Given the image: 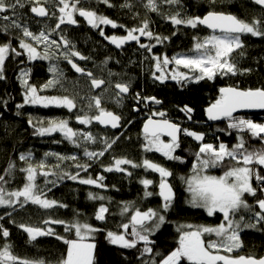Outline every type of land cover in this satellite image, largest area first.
Here are the masks:
<instances>
[{
	"label": "snow or ice",
	"instance_id": "snow-or-ice-1",
	"mask_svg": "<svg viewBox=\"0 0 264 264\" xmlns=\"http://www.w3.org/2000/svg\"><path fill=\"white\" fill-rule=\"evenodd\" d=\"M100 3L108 7H115L111 0H99ZM163 3L181 6L182 0H163ZM216 0H209L210 5H215ZM252 3L260 6L264 10V0H252ZM55 6L60 15L57 16L55 11H50L47 5ZM29 7L31 13L38 17H56V29H60L61 25L70 24L77 25L78 20L75 18L78 14L83 17L87 24L92 28H101V25H110L112 28L124 27L106 15L100 14L95 10L82 6V0H0V21L4 23L0 25V32L7 34L12 30H19L18 47L23 51H18L13 47L11 40L0 43V81L6 80L5 62L10 55L21 56L27 53V58L30 61L48 60L51 58L49 48L60 44L56 40L50 39L51 33L46 34L45 31L35 33L29 29L23 21V17L18 12V9ZM121 7H131L130 4H122ZM150 11L158 12L159 5L157 0H147L145 5ZM166 19L174 25H185L193 29L198 26H205L212 30V34L200 39L195 37L193 48L194 55L178 53L169 58L167 55L163 57L154 56L155 68L160 75L153 73L156 80L163 82L165 79H172L178 83L184 82H199L205 78L214 80L218 74L220 75H236L238 72H250L251 69L241 70L237 66L232 53L237 49H243L244 43L242 36L250 34L253 37H264V20L253 18L251 21L241 19L237 15L217 11L214 8L207 11L203 16L182 14L181 11L169 14ZM138 33V35L136 34ZM100 35L104 39L109 40L117 48L122 47L130 41L140 42L143 36L149 39H155L157 43H163L169 37H161L149 30V21L147 19L141 22V25L136 28L127 29V34L124 36H105L103 30ZM63 46L67 49L63 53V58L77 72L86 74L91 79L93 88H101L106 83L103 79H97L93 73L80 67L74 57L80 60H87L90 57L75 51V45L65 36H61ZM44 45V51L39 50V46ZM140 48L151 52L154 45L139 43ZM243 56V51L239 52ZM171 63L177 66V70L173 71L171 76L165 74V67ZM188 69V72L179 71V67ZM49 72L53 73V78L47 80L39 87L30 82L31 70H21L17 79L20 81L23 89V103L17 104V109H22L25 105H39L42 107H60L66 108L69 111L77 109L78 104L75 97L68 95H42L51 88H55L60 84V76L62 73L56 66L49 68ZM191 73L192 75H190ZM116 102L119 104L122 101L123 94L130 91L129 83H116ZM134 99L137 102L151 101L155 104L163 103L156 97H141L140 93H136ZM8 100L0 98V106L7 107ZM88 109H95V114L89 115L81 108L82 115H77L76 120L82 125H89L93 121L99 122L102 125L111 126L112 128L120 127L122 117L107 110L102 106V94L92 96L88 100ZM241 109H264V87L241 89L239 86H227L219 89V98L206 109V114L209 120L217 121L227 119L229 121L227 127L236 129L239 133H247L251 139L257 140L264 145V123H257L252 119L237 117L234 115ZM139 110V109H135ZM187 119H192L194 109L188 105L179 108ZM19 115V111L16 113ZM2 115V113H0ZM163 119H149L143 125L144 140L146 143L142 145L146 152L161 153L169 161L186 162L183 157L176 154L181 147L179 136L181 133L200 142L198 150L194 153L195 162L191 167V174L187 177H180L186 185V191L190 194L188 203L191 207L204 209L208 216H214L217 213L222 214V221L215 226L208 225H193L180 224L176 231L179 233L176 246L166 255L154 251L155 240L151 239L156 233L161 231L167 221V212L172 208L176 199V193L172 184L169 182L173 172L161 165L153 162L150 159H143L141 163H136L127 158H113L114 163L105 167L106 172H125L128 176L132 173L123 165H131L133 168H144L159 174L158 192L149 191L150 186L154 184L151 179H142L140 183L144 186L145 198L153 195H158L162 198V205L159 209L148 208L142 211L136 207L133 202H122L123 206L120 210L121 216L129 212L132 214L128 217V222H121L117 225L116 230H107L106 239L109 244L122 249H137L138 244L144 245L140 251V256L148 255L151 259L144 260L143 264H264V256L257 257L255 255H236L232 253L243 247L241 233L245 229H257L264 232V146L255 148L246 146L247 141L241 135L238 142L229 147V145L221 142L218 145L212 143H204L205 134L196 132L187 128H181L179 123L172 122L165 118V111H158L152 114ZM28 124L34 128V135L48 136L53 133H61L65 139L80 147V140L85 142L96 143L97 138L89 132H81L74 130L69 126L68 119H49L37 120L35 123L30 117ZM231 134V133H229ZM163 136L170 137L167 142L162 139ZM119 137L113 139L104 138L102 143L103 149L99 151H89L84 149V155L89 160H96L103 157L105 152L112 148ZM55 155L58 161L72 160L77 161V157L62 156L57 153H45V156ZM32 153H21L19 160L28 164L26 168H20L19 171L26 174V182L22 188L8 191L4 185L8 183L5 177L11 178L16 171L15 161H11L4 174L0 175V207L13 208L19 205L23 208L27 204H35L43 209H53L56 207L67 208L68 205L61 203L56 199H50L47 192L52 189L48 185L56 186L58 181L70 179L78 181L83 185H93L97 188H107L103 183L104 175H98L96 178L88 176L83 178L80 176V171L75 174L70 172H53L46 170L47 165L40 162L37 165L30 163ZM259 167H256V166ZM56 167H59L57 165ZM77 169L87 171L91 167L90 163H76ZM224 168L222 175H212L210 169ZM38 176L45 178L44 187L37 184ZM54 176L55 179L49 180L48 177ZM253 181L256 182L255 186ZM255 198V205L249 204L245 196ZM90 200L104 201L109 199L103 195L88 193ZM258 206V211L254 210ZM246 210L252 213L251 218L245 221V217L241 215L237 219V214L241 210ZM109 214V208L106 204L101 203L95 212L94 218L97 221L104 222ZM11 217V212L6 213ZM81 214L77 213L75 219L65 221L60 219L49 218L43 223L49 227H40L25 223L17 225L29 237L30 241H36L39 237L55 236L61 240L66 246V252L61 255L57 264H97V243L95 240L96 234L105 229L99 228L87 220L79 219ZM4 217L0 216V220ZM15 223V221H11ZM64 225V231L71 233V238L59 235L50 225ZM131 229V230H130ZM0 235L7 238L10 236V231L0 224ZM215 236L216 239H211ZM206 237H208L206 239ZM160 256L159 260L155 257ZM0 264H45L43 260H29L15 255L12 251V245L9 243L3 244L0 247Z\"/></svg>",
	"mask_w": 264,
	"mask_h": 264
},
{
	"label": "trees",
	"instance_id": "trees-1",
	"mask_svg": "<svg viewBox=\"0 0 264 264\" xmlns=\"http://www.w3.org/2000/svg\"><path fill=\"white\" fill-rule=\"evenodd\" d=\"M111 3L115 7H108L100 3L99 0H82V6L108 16L119 25H123L124 27L122 28H136L141 25L143 20L147 19L149 21V30L161 37H169L163 43H157L155 39L147 38V44L154 45V47H152L151 52L146 51L144 56H147L145 58L144 56L141 57L140 54L137 57L134 53H128L126 48H123V54L116 52L117 64L116 62L115 65L111 64L113 71L116 70L121 75L123 74L126 76L125 81L132 83L133 92L140 91L143 97L154 96L163 103L158 105L152 102L150 105L145 106L144 101L137 102L133 98L132 100L129 99L126 101L122 109L113 106H103L107 110L115 112L122 117L123 129L119 132L108 131L98 127L94 123V128L112 135L118 134L119 139L111 149L105 152L103 157L90 162L91 167L86 172L83 171L80 176L83 178H87L88 176L96 178L102 174L105 177L103 183L107 185V188H97L93 185H83L78 181L64 179L63 181H58L56 186L48 185L52 190L47 192V196L50 199H56L68 205L67 208L56 207L53 209H43L38 205L29 203L23 208L17 205L15 209H0V216L4 217L3 220H0V224H3L10 231V236L7 238L0 235V247L5 243L11 244L13 253L21 258L36 261L43 260L45 264H57L61 255L66 252L67 246L55 236H44L39 237L36 241H30L28 235L17 225L25 223L46 228L49 225H45L43 221L50 217L71 221L77 218V213H80L79 219L87 220L89 223L105 229V231L97 233L95 237L97 243V264H143L144 260L151 259L148 255H144L141 258L140 251L137 249H143L144 245L142 243L138 244L137 249H122L109 244L106 239V231L116 230L117 225L121 222H128V217L132 212L121 216L120 210L123 206L122 202H133L142 211L148 208L159 209L161 207L163 203L162 198L158 195L145 198V188L140 183L142 179H151L154 181V184L148 190L154 193L158 192L159 174L151 170H145L142 167L133 168L131 165H123V167L132 173L131 176H128L125 172L104 171L105 167L114 163V157L127 158L136 163H141L143 159L147 158L153 162L160 163L173 172V176L168 179L176 192V199L172 208L167 212L168 222L163 226L161 231L151 237V239L155 240L154 251L161 253V255H166L176 246L179 237L176 228L180 224L215 226L222 221V214L220 213L210 217L204 209L191 207L188 203L190 194L186 191V185L180 179V177H187L191 174V167L195 162L194 153L198 150L200 142L188 136L181 137V147L177 150L176 154L184 158L186 161L184 163L169 161L161 153L155 151H144L142 145L146 141L144 140L142 125L148 119L146 114L150 113V109L159 107L160 111L166 112L167 115L165 118L179 123L189 130L204 133V143L218 145L223 142L231 147L243 135L247 141L246 146L255 148L264 146L259 141L251 139L247 133H239L236 129H229L227 127L229 123L227 119L213 123H208L205 119V110L219 98V89L221 87L239 86L241 89L264 87V37H253L250 34L244 35L242 36L244 48L237 49L232 53L238 68L241 70L251 69L250 72L241 71L236 75L218 74L214 80L205 78L199 82L184 83H178L170 78L161 82L153 76V73L158 75L153 59L154 56L163 57L167 55L171 58L178 53L185 54L191 52L196 42L195 37L202 39L210 34L208 30L200 26L193 29L185 25H174L170 20L166 19L169 14L181 11L182 14L203 16L207 11L214 8L217 11L235 14L239 18L248 21H251L253 18L264 20V10L260 6L252 3V0H216L215 5H210L209 0H182L181 7L163 3V0H157L159 10L158 12H152L145 7L147 0H111ZM125 3L130 4L131 7H121ZM47 6L50 11H55L57 16L60 15L55 6L51 4ZM18 12L31 31L35 33L40 31L35 26V23L41 20L35 19L29 7L26 6L24 9H18ZM75 18L78 20L76 26L70 27L64 25L65 27H62L68 30V38H66L76 45L75 48L79 49L80 47L85 52V56L87 54L91 56V50L95 47L98 50L97 55L94 56L97 61L109 59L111 54L107 48L109 46V40L104 39L99 32H93V30L87 29L84 26V21H82L78 14ZM51 19L55 20L53 24L55 26L58 22L56 17L52 16ZM4 23L7 22L0 21V25ZM106 27L107 30L106 28L105 30L110 35V28L109 26ZM83 29L86 32H83L82 37L80 31ZM54 34V40L60 42L62 46L59 38L61 36L56 30ZM118 34L123 35V32ZM19 35V30H12L7 34L0 32V43H4L7 39H10L13 47H16L18 51H23L18 47L19 41L16 37ZM80 43L85 45V49H83ZM105 46L107 49L105 48L103 52H99V48L102 49ZM39 50L42 52L43 49L39 48ZM240 51H243V56L239 55ZM85 62L87 63L88 60H85ZM90 62L92 64L94 61ZM49 63H52L49 59L30 61L27 58V53L21 56L10 55L5 62V75L7 79L0 81V98L7 99L8 104L6 108L0 106V113H2L0 115V175L4 174V170L11 161H15L16 163V171L13 176L11 178L5 177L8 183L4 187L8 191L19 189L26 182V174L19 171L20 168L27 167L26 162L19 160L21 153L31 152L33 162H37L50 158V156H45V153H57L62 156H67L81 152V146L77 147L70 141L68 142L59 133L54 136L48 135L43 137L34 135V128L28 124L30 117L34 123L40 119H68L69 122H75L74 119L79 108L72 111L66 108L54 106L45 108L37 105H25L22 109L16 108L17 104L23 103V89L20 81L17 79L20 71L22 69H30V82L39 87L51 78L48 67ZM58 64L65 70L66 77L73 82L65 81L71 90L58 95L75 97L77 104L82 103L83 100L85 101L86 99L81 97V94H79L81 91H78L77 88L87 87L89 79L73 73L63 58L60 59V63ZM166 67L169 69V72L166 71L170 77L171 71L175 69V64L171 63ZM178 70L180 71L182 69ZM83 80L86 82L81 84L80 82H84ZM90 92L93 96H96L97 92L93 87ZM184 105H188L194 109V112L191 114V120L187 119L185 114L179 111V108ZM134 108L139 110L136 111ZM17 111H19V115L16 114ZM244 118L254 119L255 121L259 120L257 116ZM162 139L166 142L169 140L165 137H162ZM52 156L53 159L51 161L53 162L57 157L55 155ZM69 163L65 162L64 167L59 172L75 174L76 163ZM256 167L259 166L257 165ZM214 169L215 171L211 172H216L217 174H223L225 170L222 167ZM262 174H264V170H262ZM53 179H55L54 176H52V179L49 178V180ZM89 192L103 195L110 198V200H90L88 198ZM247 200L249 204L255 205V198L249 196ZM101 203L106 204L109 208V214L104 222L97 221L94 218L95 212ZM254 210L258 211V206ZM7 212H11V217L6 215ZM241 215L247 221L251 218L252 213L242 209L237 214V219ZM13 220L15 223L11 222ZM50 227L57 234L71 238L72 234L64 231V225L53 224ZM241 239L243 241V247L232 253V255L264 256V232L257 229H245L241 233ZM155 259L159 260L160 256H156ZM183 264H187V262L185 261Z\"/></svg>",
	"mask_w": 264,
	"mask_h": 264
},
{
	"label": "rangeland",
	"instance_id": "rangeland-1",
	"mask_svg": "<svg viewBox=\"0 0 264 264\" xmlns=\"http://www.w3.org/2000/svg\"><path fill=\"white\" fill-rule=\"evenodd\" d=\"M35 26L37 28H39L40 31H45L46 34H48L50 32L51 33L50 39L54 40V35L55 34H54V31H52V29L54 27L51 26L50 22H47V21H43V22L37 21L35 23ZM67 33H68V30L67 29H64V30L61 29L58 32L59 35L60 34H63L65 36H67ZM211 34L212 33H210L209 35H211ZM209 35H207V36H209ZM143 37L145 38L146 36H143ZM146 38H148V37H146ZM241 39H242V37H241ZM58 43L60 44V42H58ZM39 48L43 49L42 52L44 51V45H40ZM104 49H105V47H103L102 49L99 48V52H103ZM48 50H49V53H50V56H51V58L49 60H50V62H52V63H49V66L48 67L50 68L52 66H56L59 69V72L62 73V76H60V84L56 85L55 88H51V89H49L46 92L41 93V94L42 95H58V94H60L62 92H68L71 89H69V86H67V83L65 81H70L71 83H73V82L66 77V74L64 73L65 70L61 67V65L58 64V63H60V59L63 58V53L66 50L61 45H60L59 48H57L56 45H52ZM192 50H191V52H187L185 54L194 55L195 53ZM97 51L98 50H96L95 47H94V49L91 50V56H90L91 58L90 59L92 61H94L92 63V65H93V68L95 69L94 71L96 72V76H98L100 78H104L105 80H107V86L105 88H103V89L98 90L97 93H96V95L102 94V106H113L115 108L122 109V107L125 104V102L128 101L129 99L132 100L135 97V95H134V97L132 95L131 96H128V97L125 96V95H123L122 96L121 103L118 104L116 102V92H117V90L115 89L114 86H115L116 83H127L125 81V79H126L125 77L126 76H124L123 74L121 75L116 70L113 71V69L111 67V64L112 63H115L117 61V60L113 59V57L110 56L109 59H104L103 61H97V59L94 57V56L97 55ZM56 53H57V55H56ZM146 56H144V58ZM116 64H117V62H116ZM169 65H167V66H169ZM179 69H182L180 71H183V72H188L189 71L188 69H184L182 66H180ZM166 70L167 71L169 70L168 67H165V69H164L165 74L168 76V72L169 71L167 72ZM175 70H177V66L176 65H175V69H173L170 74H172L173 71H175ZM157 74L160 75V72L158 73V71H157ZM189 74L192 75L191 73H189ZM50 75H51L50 76L51 77L50 79H52L53 78V73L50 72ZM130 77L132 78V76H130ZM85 82L86 81L80 82V83L83 84ZM91 89H92V87H91L90 84H88L87 87H79V88H77L78 91H81V92H79V94H81V97L82 98H85L86 100L85 101L83 100L82 103H79L78 104V107L77 108H79V110L76 113V116L77 115H82V114H84V112H87L89 115H92V114L95 113V109H92L90 111L88 109V107H87L89 98L93 96L91 94V92H90ZM72 92H73V90H72ZM147 103H149V104H147ZM150 103H152V102L151 101H144V105L145 106L146 105L147 106L150 105ZM158 105H161V104H158ZM37 106H39V105H37ZM40 107H42V106H40ZM81 108L84 110V112H81L80 111ZM135 109L136 108H134V110ZM158 111H160L159 107L153 108L152 110L150 109V113L146 114V116H153L152 114L154 112H158ZM42 120H45V119H42ZM252 120L255 121L254 119H252ZM45 121H47V120H45ZM255 122H257V123H264L261 120H257ZM69 126L72 127L74 130L81 131L80 127H77L75 124H72V122H69ZM89 127L90 128L87 129V130L86 129H83L82 132H89L90 131L97 138V142L96 143L85 142V141H83L81 139L80 140V144H81V150L80 151L81 152L78 153V154L67 155V156H73V155H75L77 157V161H72V160L58 161V159L56 158V160L52 162L51 160L53 159V156L52 155H48V156H50V158H48L46 160L44 159V160H41V161H37V162H33V157H31L30 163L35 166V165L39 164L40 162H44L47 165L46 170H50V171H53V172H59L60 169H62L64 167L65 162L81 163V164L92 162L93 160H89V158L84 155V149L87 148L89 151H99V150L103 149V147H104V145L102 143V141H103L104 138L113 139L116 136H118V134H114L115 135L114 136V135L109 134L107 132L99 131V129L94 128V126L91 125V124H89ZM57 133H59V132L53 133L51 136H54ZM59 134H60L61 137L64 138V136L61 133H59ZM57 165H59V167H56ZM27 166H28V164H27ZM77 171H80V173L83 172V170H80V169H77L76 168L75 169V172H77ZM211 171H215V169L209 171V173L212 174V175H222V174H217L216 172H211ZM49 178L52 179V176L48 177V179ZM44 181H45V178L43 176H38L36 182H37V184L40 187L43 188L44 187V183H45ZM20 188H22V187H20ZM2 208H5V207H0V209H2ZM211 239H216V237L215 236H212Z\"/></svg>",
	"mask_w": 264,
	"mask_h": 264
},
{
	"label": "flooded vegetation",
	"instance_id": "flooded-vegetation-1",
	"mask_svg": "<svg viewBox=\"0 0 264 264\" xmlns=\"http://www.w3.org/2000/svg\"><path fill=\"white\" fill-rule=\"evenodd\" d=\"M79 16V15H78ZM51 15L47 18V19H38V20H41V22H43L44 20H46L47 22H50V24H51V26H53V24L55 23V20L54 19H51ZM80 17V16H79ZM81 19H82V21H84V26L88 29H90V30H93V32H101V30H103V32H104V34H105V36H107L108 35V33H107V27L106 26H109V28H110V35H108V36H113V35H116V36H124V35H126L127 34V29L126 28H122V27H117V28H112L110 25H101V28H99V29H97V28H92L91 26H89L88 24H87V22L85 21V19L83 18V17H80ZM35 19H37V18H35ZM65 25V24H64ZM64 25H62L61 27H60V29H56V31L57 32H59V30H64V29H66V28H62ZM68 26H70V25H68ZM74 26H76V25H74ZM74 26H70V27H74ZM54 28H55V26H53ZM65 27V26H64ZM105 28H106V30H105ZM81 32V34H82V37H83V32H86V30H82V31H80ZM120 32H123V35H120V34H118V33H120ZM137 35H138V33H136ZM60 36H65V35H63V34H60ZM65 37H67V36H65ZM60 38V37H59ZM139 43H143V44H147V38L145 37H141L140 38V42ZM139 43H137L136 41H130V42H127V43H125L122 47H120V48H117L116 47V45H114V44H112L110 41L108 42V44H109V46L107 47L108 48V50H109V53H111L110 54V56L111 57H113L115 60H116V52H119L120 54H123L124 52H123V48H126V50L128 51V53H134L135 54V56H137L138 57V55L140 54V56L142 57V56H144L145 54H146V49H144V48H140L139 47ZM81 44V43H80ZM81 46L83 47V49H85V45H83V44H81ZM111 46H113V47H111ZM62 47L64 48V46L62 45ZM105 48H106V46H105ZM106 48V49H107ZM65 49V48H64ZM65 50H67V49H65ZM75 51H79L81 54H83V55H85V52L83 51V50H81V48L79 47V49L78 48H75L74 49ZM114 55H113V54ZM86 56H88V57H90V55H86ZM91 58V57H90ZM81 67H83L86 71H90V72H92L93 73V76L95 77V78H97V79H103V80H105L104 78H100V77H98V76H96V72L94 71L95 69L93 68V65L91 64V62L90 61H92L91 59H87L88 60V62L86 63L85 62V60H78L76 57H74L73 58ZM65 60V59H64ZM65 63H66V60H65ZM67 64V63H66ZM112 64H114L115 65V63H112ZM69 66V65H68ZM69 68L71 69V67L69 66ZM71 71H72V69H71ZM73 72V71H72ZM95 72V73H94ZM74 73V72H73ZM76 74V73H75ZM77 75V74H76ZM77 76H79V75H77ZM81 77H85V78H88L89 80V84H91V79L88 77V76H81ZM84 81V80H83ZM106 81V83L101 87V88H99V89H97V88H93L96 92L98 91V90H100V89H103V88H105L106 86H107V80H105ZM130 84V93H129V95H127V97L128 96H134L136 93H140V95H141V97H143L142 96V92H140V91H136V92H133V87H132V83H129ZM115 87V86H114ZM74 121L75 122H73L72 121V124H75L77 127H80V129H81V132H82V130L83 129H89L90 127H89V125H82V124H80V123H78V121L76 120V117H75V119H74ZM94 121L91 123V125H93V126H95L94 125ZM98 127H100L99 125H98ZM102 129H104V128H102ZM105 130H108V131H112L111 129H105ZM114 132V131H113ZM65 140H67V139H65ZM81 174V173H80ZM255 183V181H253V184ZM254 186H255V184H254ZM247 197H249V196H247V194H246V196H245V198L247 199ZM234 253V252H233ZM237 254H234L233 256H236Z\"/></svg>",
	"mask_w": 264,
	"mask_h": 264
},
{
	"label": "water",
	"instance_id": "water-1",
	"mask_svg": "<svg viewBox=\"0 0 264 264\" xmlns=\"http://www.w3.org/2000/svg\"><path fill=\"white\" fill-rule=\"evenodd\" d=\"M32 15L35 17V18H37V19H47L48 17H38V16H36L35 14H33L32 13ZM65 25H70V24H65ZM62 26V25H61ZM70 26H74V25H70ZM200 27H202V28H204V29H206V30H208L210 33H212V30L211 29H208V28H206L205 26H200ZM61 43H62V45H63V41H61ZM78 60H80L78 57H76ZM75 61V60H74ZM76 62V61H75ZM66 63L71 67V65L67 62V60H66ZM77 63V62H76ZM78 64V63H77ZM79 65V64H78ZM80 66V65H79ZM81 67V66H80ZM83 68V67H82ZM71 69H72V71L74 72V73H76L77 75H79V76H87L86 74H82V73H77L72 67H71ZM87 72V71H86ZM103 86V85H102ZM101 86V87H102ZM97 89H99V88H97ZM117 90V89H116ZM118 91V90H117ZM129 93H130V91L127 93V94H123V95H125V96H127V95H129ZM210 106V105H209ZM208 106V107H209ZM207 107V108H208ZM206 108V109H207ZM113 113H115V112H113ZM259 113H264V109H241V110H238L236 113H234V115L235 116H243V115H254V114H259ZM115 114H117V113H115ZM117 115H119V114H117ZM149 119V118H148ZM148 119H146L144 122H143V125H144V123L148 120ZM153 119H156V120H159V119H163V118H153ZM205 119H206V122H208V123H213V122H217V121H220V120H217V121H212V120H209L208 119V117H207V114H206V110H205ZM221 120H223V119H221ZM95 122V124H97V125H99L101 128H104V129H111L112 131H116V132H119V131H122V129H123V119H121V121H120V127H118V128H112L110 125L109 126H106V125H102V124H100L99 122H96V121H94ZM173 122V121H172ZM176 123V122H175ZM143 125H142V132H143ZM181 125V124H180ZM181 128H184L183 127V125H181ZM163 137H165V138H167V139H169L170 140V137H167V136H163ZM181 137H182V133L180 134V136H179V139L181 140ZM174 189V188H173ZM175 191V190H174ZM176 193V192H175Z\"/></svg>",
	"mask_w": 264,
	"mask_h": 264
},
{
	"label": "built area",
	"instance_id": "built-area-1",
	"mask_svg": "<svg viewBox=\"0 0 264 264\" xmlns=\"http://www.w3.org/2000/svg\"><path fill=\"white\" fill-rule=\"evenodd\" d=\"M147 104H149V103H147ZM249 116V115H248ZM248 116H244V117H248ZM250 116H257L258 117V119L259 120H261V121H263L264 122V113H260V114H256V115H250ZM149 117H158V116H149ZM182 135L184 136V137H186V135H184L183 133H182Z\"/></svg>",
	"mask_w": 264,
	"mask_h": 264
}]
</instances>
